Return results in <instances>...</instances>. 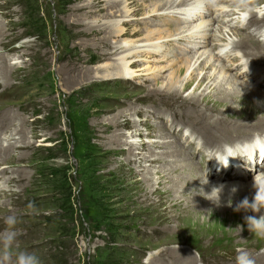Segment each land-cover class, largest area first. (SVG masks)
Here are the masks:
<instances>
[{
	"label": "rangeland",
	"instance_id": "rangeland-1",
	"mask_svg": "<svg viewBox=\"0 0 264 264\" xmlns=\"http://www.w3.org/2000/svg\"><path fill=\"white\" fill-rule=\"evenodd\" d=\"M90 1L0 0V60L14 66V77L7 79L0 75V143L6 145L9 141L16 142V147L10 151L0 152V230L6 226L5 217L16 216L19 246L36 252L43 264H148L150 258L162 250L161 243L170 249L173 246L175 249H189L198 258L197 261L202 258L213 260L216 264L221 260L225 264H234L235 249L243 247L253 253L256 264H264V238L253 236L254 233L249 231L245 221L249 214L258 218L264 215V211H229L227 217H202L199 224H195L182 220L179 222L180 218L176 215L177 218L169 220L168 217L173 213L166 212L165 205L151 212L149 203L137 201L128 204L129 192L137 193L139 184L131 187L136 178L127 171L125 156L109 152L111 146L121 141V130L106 129L104 125L113 120L115 115L124 121L120 114L131 113L132 106H137L144 114L149 106L141 104L138 99L143 94V85L150 88L151 83L160 84L163 76L145 82V77L142 76L128 80H107L96 75L104 74L99 73L100 69L96 68L109 59L99 60L94 56L91 50L94 47V34L80 37L76 34L79 28L76 23L79 20L81 29H91L98 15L105 22L112 20V17L108 10V0H101V7L105 12L100 14L86 13L87 8H77L89 6ZM256 2H251L249 9L258 10ZM146 10L137 9L139 15H136L132 26L126 27L122 39L133 38L136 41L146 35L144 28L149 25L146 13L144 14ZM238 14L235 15L234 26L239 24L238 17L241 13ZM244 14L249 17V12ZM100 23L97 22L98 25ZM247 28L249 30L240 29L238 32L252 34L256 27L248 23ZM83 38L90 48L86 51L81 46ZM259 38L261 39L260 35ZM250 41L254 47L255 44ZM220 44L221 47L226 46V43ZM180 46V43L172 45L175 51L170 46L169 52L178 55ZM112 49L111 47L109 51ZM240 49L244 53L245 48ZM146 56L149 54L145 53L142 58ZM153 58L147 64L159 66L170 62L156 61ZM232 59L226 58L225 64L230 65L236 57ZM237 62L238 60L234 63ZM239 63H242L241 59ZM143 64L145 63L138 61L136 66H140L136 69H140ZM205 68L207 70L208 66ZM238 68L235 64L232 65L229 74L239 81H248V76L240 75ZM205 70L197 72L200 77L183 92V96L197 88ZM190 73L191 70L185 69L178 76L179 80L182 79L183 82ZM263 80L264 78L258 77V85H263L259 87L264 90ZM216 101L207 97L202 104L207 103L212 109L235 116L250 113V109L244 105L231 110L227 108L228 105ZM158 108L163 114L160 119L153 115ZM150 109L148 116L133 115L138 124V134L130 140L138 144L140 142V150L153 148L149 144L159 138L154 137L152 129L156 130L160 120L164 122V118L167 115L171 117L172 114L160 101L155 102V106H150ZM7 116L10 118L6 119ZM130 129L132 127L128 131ZM183 133H177L173 138L182 140ZM187 133L190 134L189 131ZM263 133L264 129L242 137L239 142ZM165 135L162 136L163 139L168 138ZM194 137L198 139L197 134ZM225 144L233 145L234 142L226 141ZM161 147L158 144L153 149L159 151ZM140 150L136 149L135 153ZM188 150L186 147L182 151L186 152L184 154L187 156L183 154L184 157L192 158L198 164L204 161L203 164L208 166L207 159L211 155L205 156L202 153L191 157ZM142 162L146 165L149 163L148 160ZM138 165L139 163H135L134 168L137 169ZM255 175H248L244 181H251ZM141 177L142 175L139 176ZM30 204L32 207H29ZM139 226H144L145 230L142 231ZM241 226L242 230L239 232L237 228ZM192 228L195 230L192 231ZM130 255H137L142 261H133L129 258Z\"/></svg>",
	"mask_w": 264,
	"mask_h": 264
},
{
	"label": "bare ground",
	"instance_id": "bare-ground-1",
	"mask_svg": "<svg viewBox=\"0 0 264 264\" xmlns=\"http://www.w3.org/2000/svg\"><path fill=\"white\" fill-rule=\"evenodd\" d=\"M253 1H257L258 10L249 9L248 5ZM215 2V4H209L206 0H108V10L112 20L105 22L98 15L93 21L91 29L87 27L86 29H81L79 20L76 23L79 27L76 30V34L80 37L94 34V47L91 49L94 56L99 60L109 59L96 68L100 69L99 73H104L102 76L96 73L99 78L107 80L123 78L128 80L142 76L145 77V82H148L163 76V81L160 84L154 85L151 83L149 84L150 88H146L143 85V94L139 95L138 99L141 104L145 103L149 106L144 114H142L144 111L142 112L137 106L134 108L132 106V109H130L131 113L120 114V116L124 117V121L119 120L115 115V118L109 120L104 127L110 130H121V141L111 146L109 152L125 156L126 169L136 178V182L132 183L131 187L139 184L137 193L129 192L127 197L128 204H134L137 201L149 203V207L152 209L151 212H154L157 207L165 205V211L173 213L168 217L171 221L177 216L180 218L179 222L182 220L183 222L195 223L202 217L211 218L218 215L227 217L229 211L236 213V204L245 197L251 201L254 198L256 188L254 187L255 176L252 177L251 181L245 182L244 180L247 176L242 177L234 172L236 171L235 163L240 162L244 170L246 169L247 175L250 176L251 174L255 175L264 172L262 171L264 169V146L259 143H252L256 136H251L239 142L242 137L255 134L264 129V90L259 87L263 85H258V77L264 78V39L259 38L262 27H264V1L217 0ZM215 6H217V9H215ZM229 7L234 9L229 10ZM77 8H87L86 13L94 12L100 14V12H105V9L101 7V0H91L89 6H78ZM139 8L147 9L144 12L149 24L144 28L146 35L136 41L133 38L122 39L126 27H130L135 23V17L139 15L136 11ZM166 12H170V14H166ZM246 12H249V23L256 27L251 32L256 37L243 31L238 32L240 29L249 30L248 28L238 24L234 26L235 15ZM171 16L173 18H170ZM97 22L101 23L98 25ZM168 25H173V27H170V29ZM93 26L95 29H93ZM249 39L255 44L254 47L250 44L251 41ZM178 43L181 44L178 49L179 54H171L169 52L170 46L172 48V45H177ZM220 43H226V46L221 47ZM81 46L85 51L90 49L84 38ZM111 47L113 49L110 52ZM229 47L230 49H228ZM240 47L245 48L244 53L249 56L245 55ZM172 51L175 50L172 48ZM145 53L149 54V56L142 58ZM157 56L160 57L158 58ZM232 56L236 57L235 61L230 65L225 64V59L228 58L230 60L233 58ZM149 57H154L153 59L156 61L170 60V62L153 66L147 64L151 61ZM240 59L242 63H239ZM237 60L238 62L234 63ZM138 61L145 64L137 70L136 67L139 68L140 66H136ZM234 64L239 67L240 75L248 76L246 79L249 83H245L248 82L245 79H243L245 81H239L236 77L229 74V68ZM207 66L209 70H205ZM185 69L191 70V73L186 80L181 82L182 79L179 80L178 76ZM199 70H205V74L199 79L197 88L187 96H183V92L188 89L193 81L200 77V75H197ZM0 75L7 79L11 78L14 75V66L0 60ZM198 90L202 91L199 92ZM207 97L228 105L227 108L231 110L237 107L241 108L244 105L250 109V113L245 112L242 115L235 116L223 111H217L208 107L207 103L205 105L202 104L203 101L206 102ZM157 101L163 103L167 111L172 113L170 114L171 117H168V115L165 117L167 120L164 118V122L160 120V125L156 130L152 129V132H155L154 137L159 139L149 145L155 148L160 144L162 146L161 150L155 151L153 148L140 150L141 148L138 145L141 143L139 142L138 144L130 140L138 134V124L133 115L139 116L142 114L143 116H148L147 112H151L150 106L153 108ZM153 115L159 116V119L163 116L159 108L156 114ZM152 119L159 121L155 118ZM182 126L190 130L184 129ZM131 127L132 129L128 131ZM182 132H184L182 140L173 138V135L182 134ZM193 133L197 134L198 139L194 137ZM164 134L168 136L166 138L168 140L162 138ZM263 134H259V136L264 137ZM226 141L234 142L230 146L235 149L233 155L237 156L229 157V166L231 167L232 165L231 169H223L218 164H215V159L209 160L210 157L207 159L208 166L206 167L203 164L205 163L204 161L198 164L192 158L187 159L183 156L185 151H182L186 147L189 148L188 151L191 157L202 153H205V156L212 155L216 150L226 145ZM15 145L16 142L14 141H9L6 145L1 142L0 152L3 150L6 153L13 149ZM136 149L140 151L135 153ZM252 153H254V159L248 160L249 155ZM144 160H148L149 163L146 165L142 162ZM135 163H139L137 169L134 168ZM254 168H256V172L252 173ZM153 174L158 175V177ZM140 175H142L141 178H139ZM202 180H208V182L202 183ZM221 185H224V188L220 194V202L217 204L213 200L208 199L207 196L211 194L213 187ZM233 186L238 187V191L234 194L231 191ZM229 199L233 201L232 207L228 206ZM175 211H177V214H174ZM261 211L263 212L264 209ZM139 228L142 231L145 230L144 226H139ZM194 230L192 228V231ZM171 241L169 238V242ZM160 246L163 247L162 250L152 259L150 258L148 264H216L213 260H204L200 257V260L197 261L198 258L196 259V256L186 248L175 249L173 246L170 249L164 243H161ZM201 247L200 249H202ZM129 258L133 261H142V258L140 257V259L137 255H130ZM219 264H225L224 260L219 261Z\"/></svg>",
	"mask_w": 264,
	"mask_h": 264
},
{
	"label": "clouds",
	"instance_id": "clouds-1",
	"mask_svg": "<svg viewBox=\"0 0 264 264\" xmlns=\"http://www.w3.org/2000/svg\"><path fill=\"white\" fill-rule=\"evenodd\" d=\"M206 2L212 4L214 0H206ZM260 36L261 39H264V30H261ZM252 143H259L261 146H264V137L257 135ZM234 151L235 149L232 146L224 145L221 149L216 150L209 160L215 159L220 167L227 168L230 163L229 157H237L233 155ZM207 182L208 180H202V183ZM254 187L256 188L254 198L251 201L247 197L242 199L236 204L235 211L244 210L260 213L264 209V172L255 175ZM223 188L224 185L213 187L211 194L207 198L219 204ZM231 191L234 194L238 191V187L233 186ZM232 203L233 201L229 199L228 206L231 207ZM29 207H32V205L30 204ZM245 221L249 231L254 233L255 237L264 238V215H260L259 218L249 215L245 217ZM4 223L6 225L5 228L0 230V264H43L36 252L23 249L19 246V232L16 230L17 217L9 215L5 217ZM237 229L240 232L242 226ZM235 253V264H256V259L250 250L237 247Z\"/></svg>",
	"mask_w": 264,
	"mask_h": 264
}]
</instances>
